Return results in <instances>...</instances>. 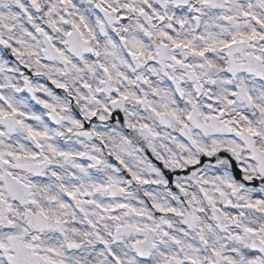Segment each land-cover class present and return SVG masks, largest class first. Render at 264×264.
I'll list each match as a JSON object with an SVG mask.
<instances>
[{
  "label": "snow or ice",
  "instance_id": "6c2138e0",
  "mask_svg": "<svg viewBox=\"0 0 264 264\" xmlns=\"http://www.w3.org/2000/svg\"><path fill=\"white\" fill-rule=\"evenodd\" d=\"M0 264H264V0H0Z\"/></svg>",
  "mask_w": 264,
  "mask_h": 264
}]
</instances>
